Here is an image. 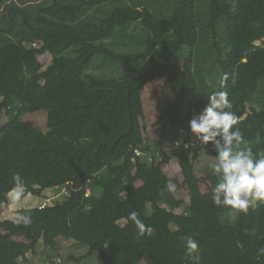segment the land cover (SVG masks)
I'll list each match as a JSON object with an SVG mask.
<instances>
[{"label": "trees", "instance_id": "obj_1", "mask_svg": "<svg viewBox=\"0 0 264 264\" xmlns=\"http://www.w3.org/2000/svg\"><path fill=\"white\" fill-rule=\"evenodd\" d=\"M45 53L52 59L38 69ZM104 65L110 73L92 71ZM63 66L77 74L58 89L47 77ZM158 78L171 93L158 103L148 142L142 92ZM262 83L264 90V0H0V116H7L0 205L17 173L27 193L43 199L54 190L64 198L39 207L30 226L0 221V264H36L40 243L49 252L41 263L60 264L56 255L70 239L89 246L71 260L96 252L101 264H186L189 236L201 264H264V203L237 211L234 223L224 220L229 209L206 200L201 188L207 183L212 193L208 181L217 176L207 170L199 178L194 168L212 144L197 140L188 123L209 95L226 89L239 117L234 128L254 155L264 154V103L255 98L261 109H248ZM42 109L47 132L24 119ZM174 158L190 161L183 181L164 170ZM183 188L191 199L179 213ZM133 211L143 235L129 219Z\"/></svg>", "mask_w": 264, "mask_h": 264}, {"label": "clouds", "instance_id": "obj_2", "mask_svg": "<svg viewBox=\"0 0 264 264\" xmlns=\"http://www.w3.org/2000/svg\"><path fill=\"white\" fill-rule=\"evenodd\" d=\"M207 98L208 103L203 110L190 119L189 128L197 140L205 145L211 143L217 152L216 162L211 165L212 174L218 177L212 188V202L215 206L230 207L247 214L258 203H264V154L254 155L239 128H234L239 117L232 110L233 104L226 89ZM13 181L10 196L14 203H18L25 195V185L19 173L13 176ZM174 187L169 182V190H174ZM17 219L24 226L32 224L30 215L19 214ZM129 219L143 235L145 225L138 213L131 212ZM258 253L264 255V248H260ZM184 259L186 264H201L198 241L191 236L185 241Z\"/></svg>", "mask_w": 264, "mask_h": 264}, {"label": "rangeland", "instance_id": "obj_3", "mask_svg": "<svg viewBox=\"0 0 264 264\" xmlns=\"http://www.w3.org/2000/svg\"><path fill=\"white\" fill-rule=\"evenodd\" d=\"M51 59H52V55L50 53H45L43 55L38 56L37 60H35V64L38 69H41L43 67L45 68L48 65V63L51 61ZM111 69H112L111 66L104 65L102 68H95L92 71L102 74L103 72L110 73ZM185 69L186 66L182 65L180 74H184ZM240 72L241 69L239 68L235 80H238V75ZM117 73L118 72H115V74ZM76 74L77 71L74 67L63 66L57 70H54L47 77V81L51 83L54 87L59 89L63 85L67 84ZM262 85L263 83L261 84L260 89L256 94V96L254 97L253 101L248 104L249 111H251L252 108L254 107H256L257 109H261L262 107L261 103L258 101V99L255 100V98L261 99L262 102L264 103V90L262 89ZM142 93H143L142 95L145 103V112H146L144 137L146 141L149 142V140L154 139V137H156L155 124L159 117L158 103L169 96V94L171 93V85L167 79L158 78L155 81L147 84L146 87L143 89ZM24 119L34 121L45 132L49 130L48 111L45 109L36 111L34 113H28L27 115H25ZM6 121H7L6 114L0 116V124H4ZM184 136H185L184 132L181 133V135L179 136V139H181L180 141L184 139ZM216 155L217 152L215 151L213 146L209 149H206L203 152L202 158L198 160L194 166L195 172L199 178H206L207 170L208 172L212 171L211 165L216 162L215 161ZM189 166H190L189 160L180 162L176 158H174L168 165L164 167V170L166 174L169 175L170 177H177L181 181H183ZM217 182H218V177H216V180L214 182L209 180L208 184L215 186ZM138 184L141 185L142 182L139 181ZM201 188L203 191L204 198L206 200H211L212 193L209 191L207 183L202 182ZM46 195L47 197L41 199L25 191L24 197L18 203H14L10 196L8 203L0 205V221L5 219L17 220L18 215L21 214L22 211H25L28 215L32 216L33 214L37 213V209L40 206L44 204L53 205L57 201H61L64 199L60 192H55L54 190L47 191ZM123 196L125 197L126 194H124ZM177 196L179 197V199H181L180 200L181 203L180 206H178L177 208V212L183 213L187 210L188 205L190 203V199H191L190 192L187 188H183L177 192ZM226 208L229 210L227 211V213H225L224 220L228 223H234L236 221L237 211L231 209L230 207H226ZM88 251H89L88 245L80 244L71 239L63 240L61 244V252L59 255L56 256H58L57 257L58 259L62 260L61 261L62 263L60 262V264H101L99 261L98 254L96 252L92 255L86 256L85 258L79 261L71 260L69 258L70 255L81 257L82 255H85ZM48 253H49L48 249L43 245V243L42 244L40 243L39 250L36 255L31 256L32 258L31 261H33V263L44 262L46 261L44 259H48ZM141 264H146V262L143 261Z\"/></svg>", "mask_w": 264, "mask_h": 264}, {"label": "built area", "instance_id": "obj_4", "mask_svg": "<svg viewBox=\"0 0 264 264\" xmlns=\"http://www.w3.org/2000/svg\"><path fill=\"white\" fill-rule=\"evenodd\" d=\"M35 44H33V46H34ZM177 146H179V142L178 141H176V142H174V143H172L171 145H169L168 146V152H172L173 151V149L175 148V147H177ZM62 192H66L67 193V191L65 190V189H62ZM49 200V199H48ZM48 204H44V205H42V206H40V208H44L45 206H47ZM21 264H27L26 262H21ZM36 264H38V263H36ZM42 264V263H41ZM43 264H48V263H43Z\"/></svg>", "mask_w": 264, "mask_h": 264}]
</instances>
